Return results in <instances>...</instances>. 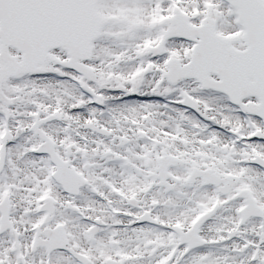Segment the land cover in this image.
I'll use <instances>...</instances> for the list:
<instances>
[{"label":"snow or ice","instance_id":"6c2138e0","mask_svg":"<svg viewBox=\"0 0 264 264\" xmlns=\"http://www.w3.org/2000/svg\"><path fill=\"white\" fill-rule=\"evenodd\" d=\"M0 264H264V0H0Z\"/></svg>","mask_w":264,"mask_h":264}]
</instances>
